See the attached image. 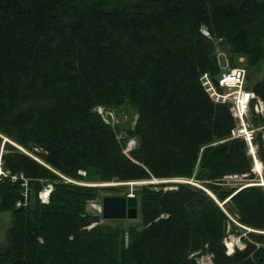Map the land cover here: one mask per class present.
<instances>
[{"label":"trees","instance_id":"1","mask_svg":"<svg viewBox=\"0 0 264 264\" xmlns=\"http://www.w3.org/2000/svg\"><path fill=\"white\" fill-rule=\"evenodd\" d=\"M216 46L230 66L243 55L264 106V76L251 72L264 0H0V210L11 214L0 264H264V183L252 182L229 101L200 79L216 83ZM98 105H126L135 120L118 135ZM249 112L264 177V107ZM153 176L182 179L135 183L138 222L86 206L127 186L92 182ZM242 224L255 230L227 251Z\"/></svg>","mask_w":264,"mask_h":264},{"label":"rangeland","instance_id":"2","mask_svg":"<svg viewBox=\"0 0 264 264\" xmlns=\"http://www.w3.org/2000/svg\"><path fill=\"white\" fill-rule=\"evenodd\" d=\"M202 28L204 30L205 26L202 27ZM216 55H217L218 62L220 64V70L228 68V67H231L230 63L227 60L226 52L223 49H221V47H219V46H216ZM233 61H234L235 65H244L245 66L244 57H243V55H241L239 53H233ZM245 68H247V67L245 66ZM251 72L255 76H264V57L259 61L258 67L255 68ZM98 106H100L99 110L102 111L103 113H105L107 111H110V113L108 112V115L101 114V115L106 117L105 118L106 121H110L111 123H114V124L115 123L119 124L120 131H118L119 132L118 135L123 132V130L126 128V126L128 124H133V122L135 120L136 113L131 108H129L126 105H122L120 108L102 107L101 105H98ZM230 111H231V107H230ZM231 113H232V111H231ZM249 113L250 112L247 111V113L245 115V118H244L245 126H246V123H245L246 122V118L249 116ZM234 117L236 119V116H234ZM239 125L240 124L238 123V126L233 128L234 129V133H237L238 132L237 130L240 129V128H238ZM247 129L249 130L250 135H251L252 128H247ZM241 131L244 133V135H246V132L243 129H241ZM129 141H131L130 144L128 143ZM135 141H136V139H135L134 136H129L126 139V143H125L126 145L124 146V149L127 150L128 147H130L131 145L135 144ZM253 147H254V145H253ZM1 148H2V145L0 144V149ZM248 149H249V146H247V150ZM252 167H253V165H252ZM1 169L2 168L0 166V170ZM149 178L154 179L153 177H149ZM167 178H172V177H167ZM188 178L189 179H187L185 177L186 180H190V181L196 182L198 184L200 183L198 180H196V179H194L192 177H188ZM172 179H174V178H172ZM178 179H182V178H178ZM225 180L227 182L239 183L240 181L241 182L246 181L247 178H243V176L239 175V174H227V175H225ZM256 181H259V174H258V177L253 179V182H256ZM124 183L127 184V186H125L124 189H119V190H108V189L100 190V193L96 197L91 198V199H89L87 201V203H86L87 208L89 210H92V211L100 212L101 211V196H102V194L111 193V192H114V193L123 192L124 193L126 191L133 190L134 184L138 183V182H127V183L124 182ZM168 186H170V185H168ZM48 189H49V185L46 183L38 191V194H39L41 199L45 200L47 198ZM120 218L122 219V223H124V224H127L128 222H131V221H133V222H135V221L138 222L139 221L138 214L136 216H127V215H125V216H121ZM100 219L101 220L111 221V222L113 221L112 217L100 216ZM10 222H11L10 211L9 210H0V242L4 240L5 233H6V230H7V226L10 224ZM241 226L242 227L240 228V231H241L240 233L228 232L226 234V236H224L223 239H224V243H225V246H226V250H228L226 240H229L231 242L232 249L234 248L235 245L241 246V245L244 244V240H243V238L241 236H245L246 235L245 231L248 228L243 226V225H241ZM198 259H199V261H202V262H209L211 260L210 254L207 253V252H204V253H201L200 255H198Z\"/></svg>","mask_w":264,"mask_h":264},{"label":"built area","instance_id":"3","mask_svg":"<svg viewBox=\"0 0 264 264\" xmlns=\"http://www.w3.org/2000/svg\"><path fill=\"white\" fill-rule=\"evenodd\" d=\"M203 76L204 78H202V82L208 93L216 100H228L229 107H231L233 115L236 116V118L242 123H244V118L249 109L252 97H255L253 101V108L255 111L261 112L263 110L264 106L261 97L257 96L252 90L245 87L244 72L240 71L229 76L226 82H221L218 76V83H215L207 73H203ZM97 109L99 110L100 106H97ZM108 112L110 113V111L105 113L100 111L103 115H108ZM241 113L243 114V118L241 117ZM103 115L102 117L105 119L106 117ZM232 131L234 132V129H232ZM237 131L240 133L242 132L241 129H238ZM128 143L130 144L131 141ZM0 172L5 171L1 169ZM49 184L50 183H48V185Z\"/></svg>","mask_w":264,"mask_h":264},{"label":"water","instance_id":"4","mask_svg":"<svg viewBox=\"0 0 264 264\" xmlns=\"http://www.w3.org/2000/svg\"><path fill=\"white\" fill-rule=\"evenodd\" d=\"M252 169H254V170L257 169L256 170L257 172L259 171L258 168H254V164H253ZM258 174H259V178H261L259 180H262V178H264L262 173L258 172ZM154 177H156V176H153V178ZM174 179H178V178H174ZM167 180H173V179L167 178V177H156L154 179H152V178H140V180L139 179H133L132 181H130V180H119V181L116 180L113 182H92V183H121V182H123V183L124 182H126V183L127 182H138L139 183V182H149V181L157 182V181H167ZM191 182H193V181H191ZM243 182L249 183L250 181L246 180ZM256 182L264 183L262 181H256ZM193 183H196V182H193ZM196 184H198V183H196ZM198 185H200V184H198ZM50 186H49V189H50ZM208 191L215 197V195L210 190H208ZM218 202L221 204L223 202V200L218 201ZM137 204H138L137 194L134 193L133 190L126 191L124 193L123 192L104 193L101 196V214L104 217H121V216H125V215L136 216L137 215ZM243 226H245L247 228H251V227H248L247 225H243ZM251 229H253V228H251ZM227 251H231V250H227Z\"/></svg>","mask_w":264,"mask_h":264},{"label":"bare ground","instance_id":"5","mask_svg":"<svg viewBox=\"0 0 264 264\" xmlns=\"http://www.w3.org/2000/svg\"><path fill=\"white\" fill-rule=\"evenodd\" d=\"M240 71H242V72H244V76H245V66L244 65H234V66H231V67H228V68H225V69H222V70H220L218 73H217V75H216V77H215V79H216V83H218V76H219V80L221 81V82H226L227 81V79L229 78V76H231V75H233V74H236V73H238V72H240ZM204 73H206V72H204ZM202 78H204V76H203V74L200 76V79H201V82H202ZM244 80H245V77H244ZM203 83V82H202ZM247 88V87H246ZM227 89V88H226ZM250 89V88H249ZM251 90V89H250ZM254 99H255V97H252L251 98V100H250V104H252L253 105V101H254ZM250 107V106H249ZM254 109V108H253ZM255 110V109H254ZM248 111H249V109H248ZM256 112H258V111H256ZM262 112V111H261ZM241 117L243 118V114L241 113ZM241 129H243L245 132H246V135H247V139H248V143H249V149L248 150H250L249 152L252 154V160H253V164H254V168H258L259 169V171L258 172H261V161L260 160H258V158L256 157V155H255V148L253 147V145H252V143H251V140H250V132H249V130L247 129V127L244 125V124H242L241 125ZM260 161V162H259ZM255 170H257V169H255ZM1 173V172H0ZM262 173V172H261ZM154 178H156V177H154ZM173 178V177H172ZM259 179H261V178H259ZM140 180V179H139ZM130 181H132V180H130ZM259 181H262V182H264V179L262 178V180H259ZM113 182V181H112ZM47 193H48V191H47ZM242 225H244V224H242ZM248 227H250V226H248ZM252 228V227H251ZM251 228H248V229H251ZM252 230H255V229H252ZM226 243H227V248H228V250H231L232 249V245H231V242L229 241V240H226Z\"/></svg>","mask_w":264,"mask_h":264}]
</instances>
